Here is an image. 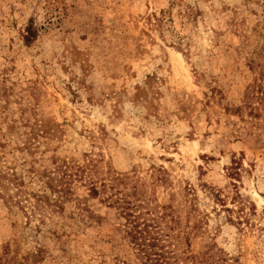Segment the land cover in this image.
I'll list each match as a JSON object with an SVG mask.
<instances>
[{
  "label": "rangeland",
  "instance_id": "rangeland-1",
  "mask_svg": "<svg viewBox=\"0 0 264 264\" xmlns=\"http://www.w3.org/2000/svg\"><path fill=\"white\" fill-rule=\"evenodd\" d=\"M145 262L264 264V0H0V264Z\"/></svg>",
  "mask_w": 264,
  "mask_h": 264
},
{
  "label": "trees",
  "instance_id": "trees-1",
  "mask_svg": "<svg viewBox=\"0 0 264 264\" xmlns=\"http://www.w3.org/2000/svg\"><path fill=\"white\" fill-rule=\"evenodd\" d=\"M27 40L29 41V36H27ZM92 192L93 193H96L97 192V189L93 186L92 187ZM138 234V233H137ZM137 234H134L133 236H131L132 237V239L133 240H139L138 238V236H137ZM138 243H139V245H142V242L139 240L138 241ZM149 260V259H148ZM158 260V259H157ZM149 261H151L152 262V260H149ZM143 264H148L147 262H145V263H143Z\"/></svg>",
  "mask_w": 264,
  "mask_h": 264
}]
</instances>
